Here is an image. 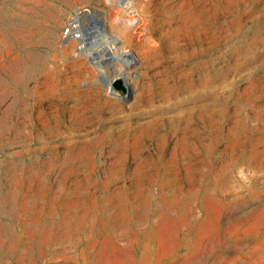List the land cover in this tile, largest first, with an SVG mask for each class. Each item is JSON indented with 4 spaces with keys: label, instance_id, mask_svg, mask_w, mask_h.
<instances>
[{
    "label": "rangeland",
    "instance_id": "374dc122",
    "mask_svg": "<svg viewBox=\"0 0 264 264\" xmlns=\"http://www.w3.org/2000/svg\"><path fill=\"white\" fill-rule=\"evenodd\" d=\"M0 264H264V0H0Z\"/></svg>",
    "mask_w": 264,
    "mask_h": 264
},
{
    "label": "bare ground",
    "instance_id": "6f19581e",
    "mask_svg": "<svg viewBox=\"0 0 264 264\" xmlns=\"http://www.w3.org/2000/svg\"><path fill=\"white\" fill-rule=\"evenodd\" d=\"M91 13V11H90ZM79 14V13H78ZM91 15V14H90ZM97 16V15H96ZM81 17H73L72 18V33L78 32L74 34V36L79 38L80 42V51H83L98 68H106L111 69L114 73L111 75L112 77L106 79V85L110 87L112 82H116L117 80L121 79L126 69L125 66H119L114 60L118 59L121 55L117 49L113 47V39L105 36L99 27V21L97 18L90 19V25L85 29L84 32L79 31L78 29L81 27ZM94 18V17H93ZM86 24V22H84ZM89 24V23H88ZM78 28V29H77ZM92 41H89L91 40ZM107 45V47H103L101 49V45ZM125 56V55H124ZM124 65V64H123ZM104 68V69H105ZM110 71V70H109ZM111 73V72H110ZM113 78V79H112ZM127 87V86H126ZM126 90V89H125ZM125 96H122V99L125 100Z\"/></svg>",
    "mask_w": 264,
    "mask_h": 264
}]
</instances>
